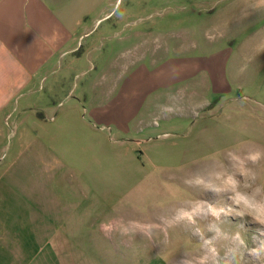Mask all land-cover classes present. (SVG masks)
<instances>
[{"label": "rangeland", "instance_id": "obj_1", "mask_svg": "<svg viewBox=\"0 0 264 264\" xmlns=\"http://www.w3.org/2000/svg\"><path fill=\"white\" fill-rule=\"evenodd\" d=\"M245 3L74 0L80 28L55 63L60 83L36 92L41 101L25 110L33 164L45 153L98 198L63 260L169 264L199 242L181 229L168 249L160 240L146 247L102 225L147 219L192 195L215 201L184 180L237 145L264 147V10L242 19ZM240 223L256 247L260 225L227 217L220 227L231 233Z\"/></svg>", "mask_w": 264, "mask_h": 264}, {"label": "crops", "instance_id": "obj_2", "mask_svg": "<svg viewBox=\"0 0 264 264\" xmlns=\"http://www.w3.org/2000/svg\"><path fill=\"white\" fill-rule=\"evenodd\" d=\"M73 3L0 0V264H79L62 254L76 250L80 222L98 203L90 184L66 179L44 152L33 164L27 128L35 93L60 83L55 63L80 28Z\"/></svg>", "mask_w": 264, "mask_h": 264}, {"label": "clouds", "instance_id": "obj_3", "mask_svg": "<svg viewBox=\"0 0 264 264\" xmlns=\"http://www.w3.org/2000/svg\"><path fill=\"white\" fill-rule=\"evenodd\" d=\"M262 10L264 0H246L240 18H246L251 11ZM184 184L195 191H210L218 199L209 201L192 195L147 219L121 220L116 225L108 223L102 225L103 230L129 241L138 238L146 247L160 240L166 249L181 229L199 238L192 247L179 249L169 264H264V239L249 248L244 223L231 233L220 227L227 217L242 222L250 220L261 226L260 233L264 236V147L237 145L225 151L222 158L206 161ZM206 231L213 235L207 237ZM178 252L180 258L175 259ZM246 254L252 261L245 259Z\"/></svg>", "mask_w": 264, "mask_h": 264}]
</instances>
